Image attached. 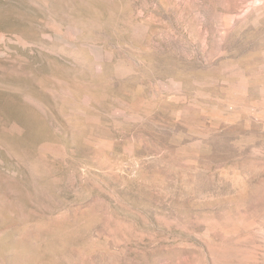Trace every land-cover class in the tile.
<instances>
[{
  "label": "rangeland",
  "instance_id": "1",
  "mask_svg": "<svg viewBox=\"0 0 264 264\" xmlns=\"http://www.w3.org/2000/svg\"><path fill=\"white\" fill-rule=\"evenodd\" d=\"M0 264H264V0H0Z\"/></svg>",
  "mask_w": 264,
  "mask_h": 264
}]
</instances>
